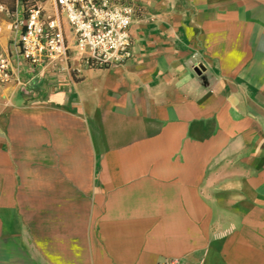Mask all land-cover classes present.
<instances>
[{
    "label": "crops",
    "instance_id": "obj_1",
    "mask_svg": "<svg viewBox=\"0 0 264 264\" xmlns=\"http://www.w3.org/2000/svg\"><path fill=\"white\" fill-rule=\"evenodd\" d=\"M126 1L125 63L0 88V264H264V0Z\"/></svg>",
    "mask_w": 264,
    "mask_h": 264
},
{
    "label": "built area",
    "instance_id": "obj_2",
    "mask_svg": "<svg viewBox=\"0 0 264 264\" xmlns=\"http://www.w3.org/2000/svg\"><path fill=\"white\" fill-rule=\"evenodd\" d=\"M138 12L126 0H36L16 6L11 47L0 45V88L19 81L24 65L71 76L125 63L132 57L130 27Z\"/></svg>",
    "mask_w": 264,
    "mask_h": 264
},
{
    "label": "rangeland",
    "instance_id": "obj_3",
    "mask_svg": "<svg viewBox=\"0 0 264 264\" xmlns=\"http://www.w3.org/2000/svg\"><path fill=\"white\" fill-rule=\"evenodd\" d=\"M15 12L16 0H0V43L11 42Z\"/></svg>",
    "mask_w": 264,
    "mask_h": 264
},
{
    "label": "trees",
    "instance_id": "obj_4",
    "mask_svg": "<svg viewBox=\"0 0 264 264\" xmlns=\"http://www.w3.org/2000/svg\"><path fill=\"white\" fill-rule=\"evenodd\" d=\"M36 0H16V6L25 8L27 5L33 3Z\"/></svg>",
    "mask_w": 264,
    "mask_h": 264
}]
</instances>
